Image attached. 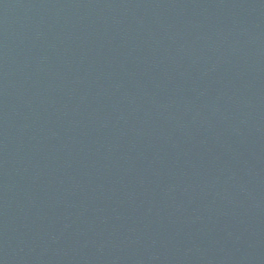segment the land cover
<instances>
[{
    "label": "water",
    "instance_id": "obj_1",
    "mask_svg": "<svg viewBox=\"0 0 264 264\" xmlns=\"http://www.w3.org/2000/svg\"><path fill=\"white\" fill-rule=\"evenodd\" d=\"M0 264H264V0H0Z\"/></svg>",
    "mask_w": 264,
    "mask_h": 264
}]
</instances>
